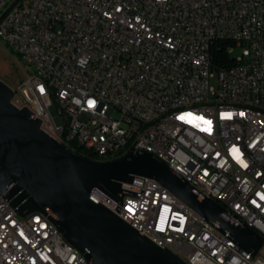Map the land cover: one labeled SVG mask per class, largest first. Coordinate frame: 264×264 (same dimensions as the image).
<instances>
[{
	"label": "built area",
	"instance_id": "1",
	"mask_svg": "<svg viewBox=\"0 0 264 264\" xmlns=\"http://www.w3.org/2000/svg\"><path fill=\"white\" fill-rule=\"evenodd\" d=\"M0 32L48 71L52 94L32 74L13 89V104L28 108L56 141L60 126L42 97L61 99L74 144L99 154L162 107L220 99L213 111L178 114L148 130L134 153L164 162L199 200H213L231 224L264 239V117L237 115L244 103L264 107V0H22ZM214 34L234 36L227 52L240 49L241 66L208 63ZM132 176L122 184L121 207L92 194L155 245L171 244L186 264H264V244L245 256L218 223L157 181ZM0 264L89 263L47 216H20L0 195Z\"/></svg>",
	"mask_w": 264,
	"mask_h": 264
},
{
	"label": "water",
	"instance_id": "2",
	"mask_svg": "<svg viewBox=\"0 0 264 264\" xmlns=\"http://www.w3.org/2000/svg\"><path fill=\"white\" fill-rule=\"evenodd\" d=\"M14 95L0 80V195L20 216H47L89 264H186L92 197L99 190L120 202L125 194L122 184L132 183V175L139 174L157 181L209 222L218 223L253 256L263 246V237L231 224L221 205L199 200L189 183L153 155L129 153L113 161L75 155L43 131L42 121L28 108H17Z\"/></svg>",
	"mask_w": 264,
	"mask_h": 264
},
{
	"label": "bare ground",
	"instance_id": "3",
	"mask_svg": "<svg viewBox=\"0 0 264 264\" xmlns=\"http://www.w3.org/2000/svg\"><path fill=\"white\" fill-rule=\"evenodd\" d=\"M4 6H6L5 9L4 7H0V25H5V22L11 20L12 15L18 14L19 11H21L22 0H4ZM0 41L4 42L6 46L16 51L20 57L29 62L36 69V72L39 74L40 78L35 76V80H39V82H42V86H45V94H52V83H50V79H48V71H45L43 68H41V66H34L33 57L27 55V53H19L18 42H12L11 40L5 39L4 35H2V32H0ZM217 41L234 44V36L223 34H214L208 36V45H214V43ZM232 57L236 61L234 66H241V55L239 57H235L234 54H232ZM208 63L212 64L210 52H208ZM47 99L48 103L46 106L53 108V113H56L58 116L63 118L66 113V104L63 103L61 99H52L53 102L49 100V97H47ZM218 106H220V99L198 98L193 99V101L162 107L159 112H156L154 117H148L147 120L138 122L137 130L124 137L123 143L109 147V149H107L106 152H103L102 154H99L94 148H88V144H74L72 137H70V131H73L72 119L63 118V125L60 126L59 131H57V142H59L67 150L75 155L83 156L77 152L79 148H83L84 151L87 150L94 153L95 156L98 157V160L96 161H113L129 153H134V151L137 150V144H140V141L144 139V136H146V132L148 130L155 129V126H162V124L169 121L171 117H176L178 114L197 112L200 110L213 111L215 108H218ZM245 112L248 115L254 117H264V107H261L257 104L244 103V107H237V115H245ZM89 139H97V131H89ZM148 178L152 179L150 177ZM92 197L96 200L95 194H92ZM96 201L98 202V200ZM103 206L109 210L110 207H121V200L119 202L110 198V207L109 205ZM110 211L113 212L112 210ZM132 228L142 234L141 226H133ZM143 236L150 240L149 235ZM158 247L171 251V244H160ZM245 256H252V254L245 250Z\"/></svg>",
	"mask_w": 264,
	"mask_h": 264
},
{
	"label": "rangeland",
	"instance_id": "4",
	"mask_svg": "<svg viewBox=\"0 0 264 264\" xmlns=\"http://www.w3.org/2000/svg\"><path fill=\"white\" fill-rule=\"evenodd\" d=\"M241 53L240 49H237L234 56L239 57ZM34 74L39 77L36 69L13 49L6 46V44L0 41V80L3 81L11 89H16L27 78ZM40 78V77H39ZM213 86L217 85V78L212 81ZM48 103L47 97H42V106H46ZM55 124L58 126L63 125V118L55 113Z\"/></svg>",
	"mask_w": 264,
	"mask_h": 264
},
{
	"label": "trees",
	"instance_id": "5",
	"mask_svg": "<svg viewBox=\"0 0 264 264\" xmlns=\"http://www.w3.org/2000/svg\"><path fill=\"white\" fill-rule=\"evenodd\" d=\"M228 46L229 44L223 41H217L214 43V46L212 48V52H210V55H211L212 64L214 65L215 68L217 69L229 68L236 64V61L234 60V58L231 57L227 52ZM51 101L53 102V100ZM77 152L80 155H83L89 159L98 160V157L95 156L94 153L89 152L87 150L84 151L83 148H79Z\"/></svg>",
	"mask_w": 264,
	"mask_h": 264
}]
</instances>
